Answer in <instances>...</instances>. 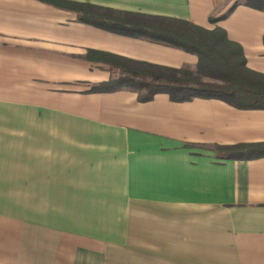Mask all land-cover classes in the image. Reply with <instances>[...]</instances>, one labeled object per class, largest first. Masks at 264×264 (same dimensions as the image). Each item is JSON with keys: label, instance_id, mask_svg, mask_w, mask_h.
<instances>
[{"label": "crops", "instance_id": "0c3cea01", "mask_svg": "<svg viewBox=\"0 0 264 264\" xmlns=\"http://www.w3.org/2000/svg\"><path fill=\"white\" fill-rule=\"evenodd\" d=\"M89 15L221 30L264 76V11L243 0H0V264H264V158L214 150L264 142V109L86 93L120 60L216 80Z\"/></svg>", "mask_w": 264, "mask_h": 264}, {"label": "trees", "instance_id": "16d2710c", "mask_svg": "<svg viewBox=\"0 0 264 264\" xmlns=\"http://www.w3.org/2000/svg\"><path fill=\"white\" fill-rule=\"evenodd\" d=\"M243 3L264 11V0H243ZM236 5L235 2L228 12ZM79 19L108 31L194 54L199 60L198 74L220 81V84L190 81L181 77L185 70L152 68L147 64H140L145 68H138L133 62L120 60L114 78L91 86L86 93L131 91L137 93L139 102H148L157 94H166L173 102H186L195 98L218 99L235 108L264 109V76L245 70L239 48L232 51L231 59H235V62H229V58L223 54V49L229 44L221 30L212 32L209 38L206 32L186 22L165 20L163 26L151 28L104 21L94 15L81 16ZM214 150L223 160L264 158V142L215 146Z\"/></svg>", "mask_w": 264, "mask_h": 264}, {"label": "rangeland", "instance_id": "374dc122", "mask_svg": "<svg viewBox=\"0 0 264 264\" xmlns=\"http://www.w3.org/2000/svg\"><path fill=\"white\" fill-rule=\"evenodd\" d=\"M210 83H218L219 80H209Z\"/></svg>", "mask_w": 264, "mask_h": 264}]
</instances>
